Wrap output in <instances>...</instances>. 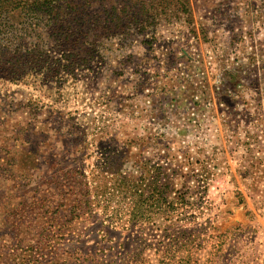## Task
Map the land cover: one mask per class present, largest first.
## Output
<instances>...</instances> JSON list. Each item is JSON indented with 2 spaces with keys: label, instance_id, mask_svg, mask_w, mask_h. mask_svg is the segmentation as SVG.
<instances>
[{
  "label": "rangeland",
  "instance_id": "374dc122",
  "mask_svg": "<svg viewBox=\"0 0 264 264\" xmlns=\"http://www.w3.org/2000/svg\"><path fill=\"white\" fill-rule=\"evenodd\" d=\"M141 1L154 19L115 36L97 25L114 0L93 2L76 47L44 20L25 49L40 66L26 61L18 80L0 75V245L41 248L29 264H264V0H165L166 10ZM90 42L93 51L78 49ZM74 55L81 65L63 68L61 59ZM158 149L188 160L191 175L206 171L203 200L185 196L166 221L153 210L148 220L143 205L131 223L141 199L119 194V173L106 161L127 150L124 167L136 161L135 176ZM79 173L107 192L92 220L62 230L57 185ZM180 182L175 197H184ZM140 189L146 199L147 187ZM180 229L194 242L166 253ZM139 238L151 247L137 259ZM0 264L12 262L0 253Z\"/></svg>",
  "mask_w": 264,
  "mask_h": 264
},
{
  "label": "trees",
  "instance_id": "16d2710c",
  "mask_svg": "<svg viewBox=\"0 0 264 264\" xmlns=\"http://www.w3.org/2000/svg\"><path fill=\"white\" fill-rule=\"evenodd\" d=\"M99 1L104 0H79V3H77V0H0V75H4L6 78L11 77L8 78L11 81L18 80L21 79L25 73L22 65H24L26 61H32L34 65L40 66V64L35 62L36 58H34L32 54L30 56V53L25 51V49L29 47L26 41L31 37L30 34L35 29L39 28L44 20L47 22L43 24V26L49 24L55 30L63 29L62 32L65 35L62 41L76 47L78 41L75 37L84 33L83 28L89 21L84 14L86 10L91 7L93 2H97L101 5ZM155 1L156 0H149L146 2L152 10L157 8L166 10L167 6L171 3H167L165 0H160L156 3ZM59 3H62V5H59ZM110 4V6L102 10L100 13L101 17L97 21V25L105 35L109 34L115 36L118 34H126V32L133 27L145 22V18L154 19L150 17L151 14H149L148 9L145 12H141L145 8V3L142 1L114 0V3L110 2ZM11 15H17L18 18H20L21 22L18 23L19 27H15L14 24L10 23L8 17ZM95 19L97 20V18ZM28 20L35 21L33 26L31 25L32 27L27 23ZM102 20L103 22H101ZM79 24H81V26L78 28L80 30L78 32L70 28L72 25L78 27ZM56 35L59 37L62 36V33ZM87 35L88 34H85L84 36ZM88 45L91 46L92 43ZM93 48L94 46L92 45L90 48L79 47L78 49L89 52L93 51ZM87 57L89 58L88 60H90L91 54ZM77 59L76 55L69 61L65 59V57L62 58L61 60L66 62L63 68L72 69L74 66H80L81 64H77L76 62ZM158 152L159 149L154 156V162H145L144 165L139 167L140 172L135 176L133 174L131 175L130 171L136 161L132 163L133 166H130L129 169L124 167V165L129 162L127 150L124 155H121L118 162L111 160L106 161L108 169L117 170L119 173L117 175L120 178V186L125 189L124 192L119 194H131L133 196H139L141 199L142 207L139 208L137 202L133 212H131V223H136L138 217L143 215V205L149 208L148 220H151L153 214H156L160 215L161 218L166 221L169 220L168 216H171V211L174 207H179L178 205L187 203L185 196L194 194V196L196 195L199 197L198 200H203L202 198L206 189L202 188L201 195L199 189L201 182L208 178L207 174H205L206 171L202 168L199 175H191L190 172L193 171V169L190 167L187 168L186 165L188 164V160L187 162L178 160L176 155L170 153L169 150L166 151L165 155H161ZM12 162L13 159L8 160L9 165H13ZM185 167L187 168L186 170H184ZM186 171L188 173H186ZM76 175L77 174L70 177L67 176L65 179H60L57 185L60 193L57 194L59 199L56 204V225H59V229L62 230L66 223L70 222L72 224L76 219L82 218L80 221L83 222L88 220V218L92 220L94 217L93 206L99 203L107 192L106 184H103L104 189L103 186H98L96 183L90 187L84 179L83 174H80V176L78 175L79 178H76ZM176 179L181 180L180 190L183 192L184 197H175L173 195L174 192L179 190L175 188ZM192 179L199 184L195 188L189 186V182ZM144 185L149 191V196L146 199L142 198L143 194L140 191V188ZM112 193L115 192L113 191ZM171 196L174 197L171 198ZM152 210L154 213L150 214ZM21 212L23 211L21 210ZM85 215L86 218L83 219ZM169 223H171V220ZM175 227L176 226L173 228L176 229ZM166 231V235H168V230ZM191 235L192 233L186 232L183 229L174 230L170 240L168 239L167 241L169 246L172 245V247L175 248L166 251V253L172 254L176 253L178 250L185 249V247L190 248L191 244L194 242L190 239ZM23 243L22 241H17L15 243L11 241L9 244L2 243L0 245V249H2L0 253L2 256L4 255L5 260H10L12 264H29L37 262V255L42 252L37 250H41V248H37L36 246L25 247ZM79 243L80 240H76L75 246ZM15 246H17V249H14ZM150 247L151 245L148 244L147 240L139 238L137 259L144 257V251ZM77 249L74 254L81 253L77 252ZM77 259L79 260L80 258ZM96 261H99V259ZM107 262L108 264H119L116 261H111V259L107 260ZM56 264H67V262L60 259V262L58 261ZM138 264L144 263L139 260Z\"/></svg>",
  "mask_w": 264,
  "mask_h": 264
}]
</instances>
